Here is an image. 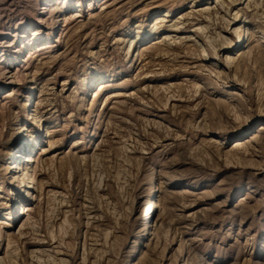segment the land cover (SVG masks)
Here are the masks:
<instances>
[{
	"label": "rangeland",
	"instance_id": "obj_1",
	"mask_svg": "<svg viewBox=\"0 0 264 264\" xmlns=\"http://www.w3.org/2000/svg\"><path fill=\"white\" fill-rule=\"evenodd\" d=\"M0 264H264V0H0Z\"/></svg>",
	"mask_w": 264,
	"mask_h": 264
},
{
	"label": "bare ground",
	"instance_id": "obj_2",
	"mask_svg": "<svg viewBox=\"0 0 264 264\" xmlns=\"http://www.w3.org/2000/svg\"><path fill=\"white\" fill-rule=\"evenodd\" d=\"M253 5H254V4H253ZM183 23H184V22H183ZM202 28H203V27H202ZM228 44H230V43H228ZM236 46H237V45H236ZM227 57H228V56H227ZM227 57H226V58H227ZM233 59L235 60V58H233ZM230 65H231V64H230V61H229V62H228V67H229ZM21 151H22V152H23V151H24V152H25V151H28V150H27V146H25L24 149L22 148ZM21 151H20V152H21ZM19 154H20V153H18V155H16L17 158H18ZM27 160H29V159H27ZM17 167H18V166H17ZM26 168H27V167H26ZM22 172H23V171H22ZM22 174H23V173H22ZM25 175H27V173H26ZM17 177H18V176H17ZM29 178H30V179H33V176L30 175ZM27 187H28V188H30V187L33 188L34 191L36 190L34 185L31 186V185L28 184ZM28 191H29V190H28ZM36 191H37V190H36Z\"/></svg>",
	"mask_w": 264,
	"mask_h": 264
}]
</instances>
